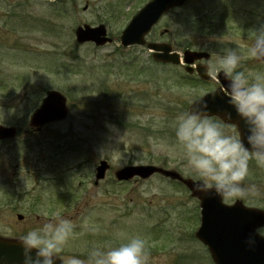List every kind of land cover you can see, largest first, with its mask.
Here are the masks:
<instances>
[{
    "label": "rangeland",
    "instance_id": "obj_1",
    "mask_svg": "<svg viewBox=\"0 0 264 264\" xmlns=\"http://www.w3.org/2000/svg\"><path fill=\"white\" fill-rule=\"evenodd\" d=\"M143 1L0 0V124L18 129L14 139L0 141V197L18 205L0 218L1 234L21 237L60 215L75 225L66 255L86 258L94 245L139 235L149 264H213L194 236L196 202L185 188L159 174L129 182L114 175L128 164H156L189 176L172 124L194 94L205 92L204 85L181 78L182 66L156 64L146 47L120 46L121 31ZM205 11L207 18L234 23L239 35L264 25V0H188L149 40L162 38L178 50L207 42L215 62L218 46L201 37ZM100 23L113 43L76 42L78 25ZM239 43L243 50L251 38ZM49 89L67 97L68 116L33 132L31 115ZM102 159L110 170L95 183Z\"/></svg>",
    "mask_w": 264,
    "mask_h": 264
},
{
    "label": "clouds",
    "instance_id": "obj_2",
    "mask_svg": "<svg viewBox=\"0 0 264 264\" xmlns=\"http://www.w3.org/2000/svg\"><path fill=\"white\" fill-rule=\"evenodd\" d=\"M248 35L251 43L245 49L225 46L204 69L214 82L223 74L227 84L218 83L217 94L227 97L241 130L211 115L202 93L188 100L187 110L178 113L172 124L187 174L197 181L193 191L225 201L255 198L260 189L248 182L250 163L264 168V25ZM245 61L262 70H244ZM232 116L233 111L226 113L228 121ZM74 229L71 219L54 215L27 230L19 239L22 264H149L147 242L139 235L116 245H94L86 258L66 255ZM257 237L264 239V228L247 235L248 249L257 248Z\"/></svg>",
    "mask_w": 264,
    "mask_h": 264
},
{
    "label": "flooded vegetation",
    "instance_id": "obj_3",
    "mask_svg": "<svg viewBox=\"0 0 264 264\" xmlns=\"http://www.w3.org/2000/svg\"><path fill=\"white\" fill-rule=\"evenodd\" d=\"M52 4L53 3H62V1L65 0H48ZM21 5V4H19ZM210 15V11H207V15L202 18L201 21V29L202 34L201 37L205 38L206 41H215V46H218V51L221 52V50L227 46V47H239L238 44H240V41H243L246 38H250L247 34L239 35L235 32H237L238 27L234 25V23L228 22L225 18H207V16ZM243 25H241L239 28H242ZM153 31V30H152ZM152 31L147 36L148 41H164L161 40L162 38H157L156 36L152 37L151 40H149V36L152 34ZM168 33V31H166ZM160 37L164 35V33H159ZM220 36V39H213L214 36ZM217 41V42H216ZM221 41V42H220ZM187 48V47H186ZM212 48L209 47V45L204 44L202 46V50H210L215 54ZM214 54L211 53V55L208 57L207 60L203 59L201 62L197 61L194 66V68H200L202 71L205 69V65L211 64L214 62ZM198 63H203V65H198ZM187 69V68H186ZM255 67L254 64L252 65L249 61L246 63L244 62V70L246 71H254ZM186 80H188L190 83H201L205 87L204 93H209L217 89L218 83L227 84V81L224 80L223 74L221 73L217 77V81L214 82L212 80H209L207 76L205 78H200L196 70L189 69V71H186L185 73ZM222 98L221 100H223ZM238 130V129H237ZM251 168V174H249L248 182L249 183H255L260 191L256 195L255 198L250 199H235L233 201H225L222 200L218 196H214L213 202L215 204H209L210 208L214 209H221L220 215L222 216V212L225 213V217L220 220V222L213 223L216 228H218L220 231L217 232V240L218 243L224 247H230L234 249H248L246 245L244 244V240L247 237L249 233L255 232L257 229L264 228V168H259L256 166L255 162L250 163ZM261 176V177H260ZM187 191V197L190 199L192 197V193L190 188L186 187ZM205 196V195H204ZM22 194L16 195V198H21ZM206 197V196H205ZM0 197V218L3 216V214L12 212L16 207H18L17 204L14 205V198H10L7 201H4ZM194 201L196 202L194 211L198 212L199 217L201 218L202 215V204L201 200L195 197H192ZM3 201V202H2ZM206 202V201H205ZM17 215L20 213H16ZM22 215V214H21ZM23 219H24V215ZM22 219V220H23ZM201 223V222H200ZM7 228H9L7 226ZM6 235V234H5ZM13 236V234H11ZM259 244L256 249H263L264 250V239L257 237ZM202 241V240H201ZM205 241V240H204ZM206 242V241H205ZM205 247L206 244L202 242Z\"/></svg>",
    "mask_w": 264,
    "mask_h": 264
},
{
    "label": "water",
    "instance_id": "obj_4",
    "mask_svg": "<svg viewBox=\"0 0 264 264\" xmlns=\"http://www.w3.org/2000/svg\"><path fill=\"white\" fill-rule=\"evenodd\" d=\"M184 0H153L147 4L131 21L129 26L124 32L123 41L124 44L129 43H144V35L151 28V26L158 20L160 15L165 12L168 8L180 5ZM77 40L79 42L93 40L98 45L106 42L104 38L106 35L105 27L103 25L92 28L89 25L80 26L76 30ZM152 48H157L161 50L164 45L149 44ZM170 48H166L169 50ZM166 54L162 56L164 60H172L178 62L176 59L177 54ZM191 54V58L187 59V55ZM186 59L192 61L196 58H201L204 54L202 52L190 51L186 52ZM217 93H211L203 98L208 101L209 112L211 115H220L224 120H227L226 113L233 111L232 120L229 122H237L240 125L239 118L236 119L234 110H232L226 102L221 99L216 101L214 98ZM67 114L66 97L56 90L48 91L45 99L43 100L41 106L35 110L31 118V124L37 127H41L46 122L62 119ZM16 135V129L14 127H4L0 125V138H10ZM107 168V162L102 161L98 167V177L102 178L104 172ZM155 172H160L166 176L172 178L181 179L185 184L193 187L195 183L191 179L182 178L181 175L175 170H167L155 165H136V166H126L117 171L116 175L119 179H129L135 175H139L143 178H147L154 174ZM0 264H22V254L21 248L17 241H10L0 238ZM57 264H61L57 261Z\"/></svg>",
    "mask_w": 264,
    "mask_h": 264
}]
</instances>
